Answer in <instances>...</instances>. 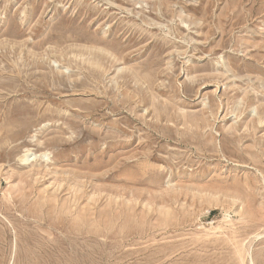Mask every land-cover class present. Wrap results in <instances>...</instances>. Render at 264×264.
Instances as JSON below:
<instances>
[{"label": "rangeland", "instance_id": "1", "mask_svg": "<svg viewBox=\"0 0 264 264\" xmlns=\"http://www.w3.org/2000/svg\"><path fill=\"white\" fill-rule=\"evenodd\" d=\"M0 264H264V0H0Z\"/></svg>", "mask_w": 264, "mask_h": 264}, {"label": "bare ground", "instance_id": "2", "mask_svg": "<svg viewBox=\"0 0 264 264\" xmlns=\"http://www.w3.org/2000/svg\"><path fill=\"white\" fill-rule=\"evenodd\" d=\"M97 58V57H96ZM100 60V59H99Z\"/></svg>", "mask_w": 264, "mask_h": 264}]
</instances>
